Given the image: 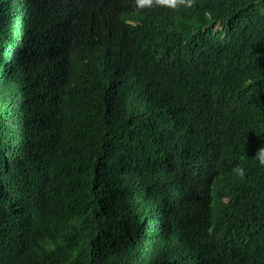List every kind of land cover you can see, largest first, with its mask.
Listing matches in <instances>:
<instances>
[{"label":"trees","instance_id":"obj_1","mask_svg":"<svg viewBox=\"0 0 264 264\" xmlns=\"http://www.w3.org/2000/svg\"><path fill=\"white\" fill-rule=\"evenodd\" d=\"M263 139L264 0H0V264H264Z\"/></svg>","mask_w":264,"mask_h":264},{"label":"clouds","instance_id":"obj_2","mask_svg":"<svg viewBox=\"0 0 264 264\" xmlns=\"http://www.w3.org/2000/svg\"><path fill=\"white\" fill-rule=\"evenodd\" d=\"M191 3V0H126V4H130L133 8L142 9L145 6H159L167 5L172 7L174 10L179 9L180 7H187ZM99 79L101 80L100 75ZM259 143L263 144L264 139ZM256 159L259 161L261 166H264V146H261L257 149L255 154ZM233 172L241 179L245 176V169L241 166H236L233 169Z\"/></svg>","mask_w":264,"mask_h":264}]
</instances>
